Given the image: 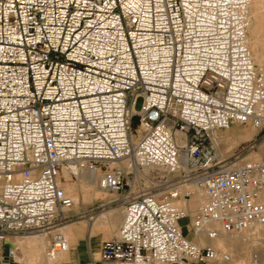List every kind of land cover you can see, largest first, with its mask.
Listing matches in <instances>:
<instances>
[{
    "label": "built area",
    "instance_id": "2783aa9c",
    "mask_svg": "<svg viewBox=\"0 0 264 264\" xmlns=\"http://www.w3.org/2000/svg\"><path fill=\"white\" fill-rule=\"evenodd\" d=\"M251 3L0 0V258L7 237L34 232H52L48 261L69 249L59 228L75 204L61 186L72 163L113 193L91 211L124 206L103 259H231L180 221L208 239L264 223V158H224L210 143L235 125L264 140Z\"/></svg>",
    "mask_w": 264,
    "mask_h": 264
},
{
    "label": "crops",
    "instance_id": "0c3cea01",
    "mask_svg": "<svg viewBox=\"0 0 264 264\" xmlns=\"http://www.w3.org/2000/svg\"><path fill=\"white\" fill-rule=\"evenodd\" d=\"M264 155L261 153V156ZM108 198L101 199L96 204ZM95 205V204H94ZM194 205V204H192ZM192 209V207H191ZM71 218L59 230L66 236L69 249L60 254L55 264H114L102 257V245L106 240L116 237L123 221L124 206L114 205L106 210L91 211L74 209L69 211ZM183 233L193 241L216 247L217 239L197 236L190 227V218L180 221ZM52 232L29 233L22 236H9L2 246L0 264H44L41 260L42 250L50 245ZM237 245L229 244L231 259L201 262L188 260L182 264H264V231L256 233L252 229L247 235H239ZM11 251H14L11 254ZM49 264V263H47ZM153 264H165L154 262ZM179 264V263H167Z\"/></svg>",
    "mask_w": 264,
    "mask_h": 264
},
{
    "label": "rangeland",
    "instance_id": "374dc122",
    "mask_svg": "<svg viewBox=\"0 0 264 264\" xmlns=\"http://www.w3.org/2000/svg\"><path fill=\"white\" fill-rule=\"evenodd\" d=\"M257 8L256 13L251 9V24L248 30V41L254 56L256 64L264 71V0H252ZM255 48L260 50L261 56L257 57ZM142 100H139L137 109L141 107ZM257 130L250 125H235L228 130H216L211 135L210 143L213 149L224 158L233 159L239 153H244L247 158H264L261 153L264 151V140L254 141L257 136ZM254 143V144H253ZM250 145H254L251 148ZM100 174V172H98ZM101 175L97 177L94 184H87L81 181L77 174L71 170H65L61 177V186L65 188L67 194L75 198L74 209L87 210L101 199L110 198L113 193L100 187ZM184 205L183 200L180 203ZM194 205H191L190 208ZM256 233L264 231V223L256 224L253 228ZM248 230L241 233L223 234L217 239L216 247L223 251L231 252L229 244L237 245L239 235H247ZM233 254H231L232 256ZM41 260L44 264H55L54 261H48L42 250Z\"/></svg>",
    "mask_w": 264,
    "mask_h": 264
},
{
    "label": "bare ground",
    "instance_id": "6f19581e",
    "mask_svg": "<svg viewBox=\"0 0 264 264\" xmlns=\"http://www.w3.org/2000/svg\"><path fill=\"white\" fill-rule=\"evenodd\" d=\"M251 7H252V11L254 12L253 14H257L256 13L257 8L255 7V3H251ZM255 50H257L256 56L260 57L261 56L260 50L258 48H255ZM70 168L74 171V173H76L78 175V177L81 181H83L84 183H87V184H94L97 180V177H99V175H100L95 170L84 168V166L79 165V164L74 165L71 163ZM100 187H101V185H100ZM72 198L75 202V198L73 196H72Z\"/></svg>",
    "mask_w": 264,
    "mask_h": 264
},
{
    "label": "trees",
    "instance_id": "16d2710c",
    "mask_svg": "<svg viewBox=\"0 0 264 264\" xmlns=\"http://www.w3.org/2000/svg\"><path fill=\"white\" fill-rule=\"evenodd\" d=\"M136 123H137V121L135 120V121H134V124H136Z\"/></svg>",
    "mask_w": 264,
    "mask_h": 264
}]
</instances>
